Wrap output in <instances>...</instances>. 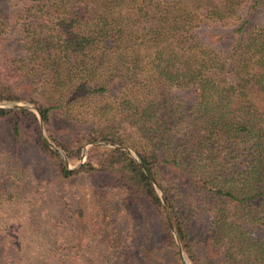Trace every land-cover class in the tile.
<instances>
[{"label": "trees", "instance_id": "1", "mask_svg": "<svg viewBox=\"0 0 264 264\" xmlns=\"http://www.w3.org/2000/svg\"><path fill=\"white\" fill-rule=\"evenodd\" d=\"M9 2L13 10L0 16L8 27L0 30V101L34 105L70 160L88 143L133 150L160 186L190 258L186 217L161 184L166 168L178 186L212 202L209 240L228 264H264L257 235L264 232V23L257 21L264 0ZM7 32L19 35L15 49L3 46ZM58 117L69 134L57 131ZM0 123L18 142L30 129L57 180L104 177L122 212L150 213L163 245L176 248L153 183L127 152L97 150L69 170L34 113L0 109ZM16 236L0 241V264H28V251L33 264H52L54 251L39 236L31 235L34 247L14 244Z\"/></svg>", "mask_w": 264, "mask_h": 264}, {"label": "rangeland", "instance_id": "2", "mask_svg": "<svg viewBox=\"0 0 264 264\" xmlns=\"http://www.w3.org/2000/svg\"><path fill=\"white\" fill-rule=\"evenodd\" d=\"M12 10L9 0H0V16ZM257 21L264 23V16L261 13L258 14ZM4 23L0 19V30L3 32L8 28H4ZM3 37L7 38L3 46L15 49L17 44L19 45V35L17 40L16 35L10 36L8 32ZM183 94L190 105L192 94L189 91ZM13 105L36 108L24 101H0V107L8 108ZM27 110L35 114L33 110ZM55 120L57 131L63 135L69 134V123L61 117ZM39 132L44 141H48L49 147L60 154L69 170L82 166L89 154L94 151L104 149L125 151L108 146L107 144L117 145L110 142L88 143L82 147L77 159L70 160L65 151L49 140L43 121L42 126L39 122ZM36 146L35 136L30 129L22 131L18 142L8 133L4 123H0L1 242L6 234L14 236L16 233L19 238L16 236L14 244L19 242L34 247L36 243L35 239H31V235L36 234L43 240L41 245L48 246L54 251L53 255L47 256L48 262L52 264L58 260L65 264L86 261L92 264H228L222 252L209 240L213 228L212 202L193 192L186 184L178 186L174 182L176 174L172 173V170L168 168L161 170V184L171 188L174 202L186 217L193 259L180 242L164 194L155 179L153 186L159 197L161 194L165 201L170 223L160 197L166 223L176 244L175 249L163 245V233L150 213L143 219L137 207L133 210L126 208L125 213L122 212L116 204L117 200L113 198L114 188L107 186L104 177L92 175L88 178L72 179L68 183L61 182L54 176L50 163L41 156ZM123 148L131 151V153L125 151L131 158L132 154L136 155L130 148ZM106 187L104 192L97 193ZM79 208L82 212L81 217ZM172 228L177 235L178 243ZM31 229H35V232H29ZM257 235L264 239V232ZM111 242L115 243L114 249L109 248ZM117 247L121 249L119 255L116 254ZM24 258L28 264H33L29 251Z\"/></svg>", "mask_w": 264, "mask_h": 264}, {"label": "water", "instance_id": "3", "mask_svg": "<svg viewBox=\"0 0 264 264\" xmlns=\"http://www.w3.org/2000/svg\"><path fill=\"white\" fill-rule=\"evenodd\" d=\"M0 109H9V110H27V109H30V110H33L35 112V114L37 115L38 117V120L40 122V125L42 126V119H41V116L38 112V110L34 107H24V106H21V105H13L11 107H8V108H4V107H0ZM47 144L50 146V144L48 143V141L46 140ZM108 146L110 147H113V148H116V149H121V150H125L127 151L128 153H131L130 150L128 149H125L123 147H120L118 145H113V144H107ZM132 157L133 159L136 161V163L140 166V168L147 174L148 178L151 180V182L155 185V181H154V178L150 175V173L146 170V168L144 167V165L141 163V161L137 158L136 155L132 154ZM160 197H161V200H162V203H163V206H164V210L166 212V215H167V219H168V222L170 223V219H169V216H168V212H167V207H166V204H165V201L163 199V197L161 196L160 194ZM171 226V225H170ZM172 231H173V234H174V237H175V240L176 242L178 243V238H177V235L174 231V229L172 228Z\"/></svg>", "mask_w": 264, "mask_h": 264}]
</instances>
